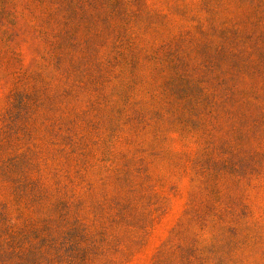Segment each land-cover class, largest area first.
Wrapping results in <instances>:
<instances>
[{"label": "rangeland", "instance_id": "1", "mask_svg": "<svg viewBox=\"0 0 264 264\" xmlns=\"http://www.w3.org/2000/svg\"><path fill=\"white\" fill-rule=\"evenodd\" d=\"M0 130L52 264H264V0H0Z\"/></svg>", "mask_w": 264, "mask_h": 264}, {"label": "trees", "instance_id": "2", "mask_svg": "<svg viewBox=\"0 0 264 264\" xmlns=\"http://www.w3.org/2000/svg\"><path fill=\"white\" fill-rule=\"evenodd\" d=\"M11 122V119H8L5 125ZM12 144L13 142L8 137L6 139H4V137L3 139L0 138V184L4 185V183H11L12 181L13 187L27 188L26 180H28V174L26 173V168L27 166H33V162L36 161L27 160V163H25L26 165H24V160H22L20 154H17V151L9 150ZM40 161L41 160H39V163ZM40 179L41 175L36 180H33L35 182V184L32 183V185H34L33 188H29L32 190V194L35 197H38L40 194V188L38 186V180ZM39 202L42 203L41 200H39ZM7 212V205L5 202L1 203L0 233L7 236L4 239L5 244H8L9 248L13 251L18 250V253L20 252V254L23 248L26 253L28 249L27 247H29L32 250V253L39 255V258H37L32 264H52L51 257L55 256L56 237H54L51 232L50 222L44 221V219L38 217L37 221L33 222L31 225L25 224L22 227V233L17 235V232L21 227L14 229V225H12V230L9 228ZM14 234L21 238L29 237L30 241H25L24 243V241L17 239ZM12 241L15 246L12 244ZM18 253L10 254L16 256Z\"/></svg>", "mask_w": 264, "mask_h": 264}]
</instances>
